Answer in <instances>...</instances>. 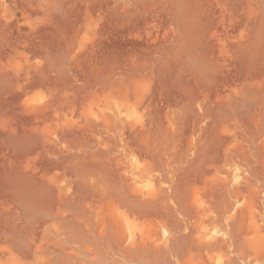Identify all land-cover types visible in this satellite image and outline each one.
I'll return each instance as SVG.
<instances>
[{"label":"rangeland","instance_id":"374dc122","mask_svg":"<svg viewBox=\"0 0 264 264\" xmlns=\"http://www.w3.org/2000/svg\"><path fill=\"white\" fill-rule=\"evenodd\" d=\"M0 264H264V0H0Z\"/></svg>","mask_w":264,"mask_h":264}]
</instances>
